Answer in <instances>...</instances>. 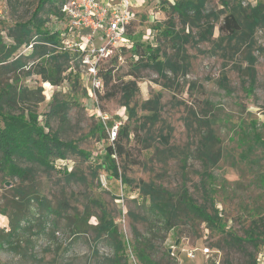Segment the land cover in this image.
<instances>
[{"label": "rangeland", "instance_id": "374dc122", "mask_svg": "<svg viewBox=\"0 0 264 264\" xmlns=\"http://www.w3.org/2000/svg\"><path fill=\"white\" fill-rule=\"evenodd\" d=\"M61 1L56 0L52 7L47 4L46 9L54 7L56 11L43 17L47 19L44 28L60 33L61 43L70 57V69L60 74L63 80L53 86L42 82L36 74L26 77L19 70L12 73L0 70V83L27 89L26 107L37 114L41 124L48 119L55 102L66 103V121L52 116L47 120L49 129L61 140L75 142L90 157L84 160L69 156L55 164L74 171L82 182H71L51 171H36L34 190L54 208L63 204L67 212L60 218L51 216L44 221L36 204H31L27 211L20 208L30 223H21L11 247L0 242V264H108L113 258V248L107 237H97L91 230L74 236L69 229L75 209L80 215L85 208L90 214L99 215L95 207L98 205L118 228L128 255L127 264H141L135 257L136 239L156 264H250L255 253L252 245L234 244L227 234L243 239L245 232L264 217L261 183L264 160L259 151L246 148L251 122L256 123L255 129L264 137L261 127L264 123V27L256 29L252 36L242 34L233 41L226 40L218 27L222 17L230 12L243 24L250 9L264 0H207L206 10L217 13L219 21L211 35L205 34L203 42H198L196 28L181 24L170 14V6L176 0H132V20L127 30L131 41L160 49L168 57L175 50L171 39L165 38L162 32L173 26L189 39L188 44L181 46L187 55V75L168 74L164 79L147 69L135 80L128 74L137 58L131 52L120 51L115 60L99 63L102 88L96 91L92 90V79L86 68L75 55L77 46L86 44L87 34L64 32L67 21L62 12L57 17ZM37 2L0 0V37L4 43H10L7 30L16 20L27 21ZM30 52V46L22 47L13 58ZM26 61L33 65L34 72L47 69L43 61ZM58 62L61 64L62 59ZM107 71L110 78L106 85L103 76ZM52 79L59 80V74L52 75ZM251 82L252 92L247 93ZM125 90L135 91L128 102V108L134 113L131 117L124 107ZM116 126V132L124 126L129 132L123 145L130 156L115 157L117 173L127 183L99 168L105 160V149L111 144L108 132ZM208 131H213L220 140L215 147L220 159L208 170L214 177L211 182L203 178L206 161L199 156ZM203 181L211 189L208 197L201 188ZM142 183L160 186L173 194L184 184L192 200L207 208L211 198L225 228L221 231L184 218L167 234L159 231L156 221L147 215L149 202L140 193ZM28 186V182L20 183L0 172V241L10 238L5 214L19 210L16 190L26 191ZM87 223L94 226L96 219L91 217ZM206 247L209 251L203 253ZM190 251H194L193 257L187 255Z\"/></svg>", "mask_w": 264, "mask_h": 264}, {"label": "trees", "instance_id": "16d2710c", "mask_svg": "<svg viewBox=\"0 0 264 264\" xmlns=\"http://www.w3.org/2000/svg\"><path fill=\"white\" fill-rule=\"evenodd\" d=\"M61 1L57 8V17L60 15ZM56 0H38L31 17L27 21H15L13 27L7 30L6 38L10 41L9 44L4 43L0 37V70H5L7 73L21 71L24 76L30 77L33 74L39 75L42 82H50L51 85L57 86L63 80L60 74L70 69V57L68 51L61 43L60 33L58 31L51 32L44 28L47 19L43 17L45 13H55L54 6ZM207 0H176L170 6V14L176 16L177 20L184 25H190L197 29L196 37L198 42L206 40L207 35H211L212 29L219 21L217 13L206 10ZM50 4L49 7L46 6ZM54 4V5H53ZM55 15V14H54ZM244 23H240L235 13H227L221 19V25L218 27L220 34L226 37V40H236L238 36L246 34L252 36L253 32L258 28L264 27V2L257 3L252 7L249 13L244 17ZM204 32V33H203ZM165 38L171 39L174 53L170 56L163 55L160 49H152L149 46H143L140 43H133L132 50L122 49V53L131 52L137 60L130 66L129 76L139 79L142 70H153L161 78L166 79L168 74L181 76L187 75L189 65L187 63V55L182 51L183 45L189 43V39L184 33L176 31L173 26L165 28L162 32ZM183 34V35H181ZM131 39V37L128 35ZM179 44H181L179 46ZM30 46L31 52L29 55L13 58L16 52L24 47ZM181 47V48H180ZM57 54H54V53ZM75 55L81 56L75 52ZM43 61L47 69L43 72H34L33 65L30 66L26 60ZM62 59L59 64L58 60ZM76 62V61H75ZM77 63V62H76ZM249 63L253 64L252 58H249ZM78 64V63H77ZM29 69H26L29 67ZM59 74V80L52 79V75ZM252 78V74L250 75ZM105 84L109 83L110 71H107L103 76ZM252 82L247 88V93H251L253 86ZM27 89L17 87L14 84L0 83V172L6 178L17 179L20 183L28 182V189L18 188L15 193L17 207L16 213L5 214L9 221V239H2L1 244L12 246L13 240L16 239L21 230V223H30L26 213L20 212V208H25L27 211L31 204H36L39 211L42 212L41 219L55 216L60 218L67 210L60 204L58 208L52 207L49 202L38 192L34 190V175L36 171L55 172L62 174L67 180L73 182H82L83 179L75 177L74 171H67L66 168L56 167V162L65 161L69 156H78L84 160H88L90 154L79 149L73 141L61 140L57 133L49 129L48 119L52 116H58L61 121H66L67 104L53 102L50 112L43 123L38 122L37 114L27 106L28 98L26 96ZM127 95L125 108H128V102L135 92L124 91ZM117 91L112 93L111 97L116 95ZM39 103L38 101H36ZM130 117L134 115L129 109ZM154 118V117H153ZM251 134L247 137L246 148L257 150L260 152L261 160H264V137L260 130H256V123L251 122ZM264 128V123L261 125ZM100 130L102 126L99 125ZM129 132L127 127H122L113 139V142L105 149V160L99 167L110 172L115 179H121L127 183L126 179L117 173L115 165V157H129L130 153L126 151L123 142L127 141ZM220 143V140L214 135L213 131H208V134L203 138L199 156H202L206 165L204 166L203 178L205 181H213L214 177L208 170L213 168L220 159V154L215 150V147ZM244 144H242L243 146ZM215 150V151H214ZM244 159V158H243ZM254 163V161H251ZM205 181L201 183L202 191L208 197L211 189L207 188ZM264 187V177L261 179ZM140 193L143 197L148 198V206L146 212L148 217L156 221L157 229L165 234L173 230L180 222L185 219L199 221L207 227L223 230L225 228L221 220V214L215 208V204L211 198L208 200L209 208L198 206L190 197L187 188L184 184L180 187L178 193L173 194L160 186H154L142 183ZM95 204V202H92ZM99 209V215L90 214L87 208L80 215L75 209L72 214V222L70 232L72 235L85 234L91 230L97 237L105 236L109 245L113 248V258L108 261V264H127L128 255L125 253V247L121 241L120 233L113 219L110 218L101 205L95 206ZM88 210V211H87ZM5 211L3 212V214ZM67 215H65L66 217ZM95 218L94 226L88 225L89 218ZM260 223H254L246 232L243 239L227 234V237L235 243L247 242L255 250L250 264H256V256L260 246L264 243V217H261ZM55 225V224H54ZM207 248V247H206ZM135 257L141 264H156L147 254L145 247L140 248L137 239L134 244Z\"/></svg>", "mask_w": 264, "mask_h": 264}, {"label": "built area", "instance_id": "2783aa9c", "mask_svg": "<svg viewBox=\"0 0 264 264\" xmlns=\"http://www.w3.org/2000/svg\"><path fill=\"white\" fill-rule=\"evenodd\" d=\"M132 0H64L60 11L67 25L65 31L70 34L86 33V44L77 46L81 63L92 79L93 91L102 88L98 75L99 63L103 60L116 59L122 49L129 50L133 42L127 30L131 22ZM117 126L108 132V139L113 142ZM208 248L202 249L208 253ZM190 251L187 255L193 257ZM256 264H264V243L259 248Z\"/></svg>", "mask_w": 264, "mask_h": 264}]
</instances>
